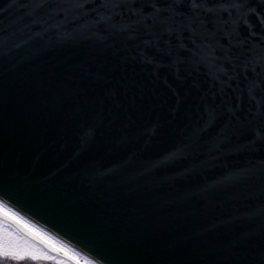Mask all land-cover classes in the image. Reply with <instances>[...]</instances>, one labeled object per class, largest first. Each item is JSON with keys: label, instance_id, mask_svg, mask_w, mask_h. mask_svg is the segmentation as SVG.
Returning <instances> with one entry per match:
<instances>
[{"label": "water", "instance_id": "obj_1", "mask_svg": "<svg viewBox=\"0 0 264 264\" xmlns=\"http://www.w3.org/2000/svg\"><path fill=\"white\" fill-rule=\"evenodd\" d=\"M195 3L0 0V201L94 264H264V0Z\"/></svg>", "mask_w": 264, "mask_h": 264}, {"label": "snow or ice", "instance_id": "obj_2", "mask_svg": "<svg viewBox=\"0 0 264 264\" xmlns=\"http://www.w3.org/2000/svg\"><path fill=\"white\" fill-rule=\"evenodd\" d=\"M193 6L198 7L195 0H193ZM262 91H264V89H262ZM252 99L255 100V96H253ZM256 104L258 109L259 107H264V99L256 100ZM258 115L264 117V112L258 111ZM262 129H264V124H262L260 129L256 130L255 135L258 140L264 141V130ZM21 232L30 235L34 240H39L41 244L48 246L53 251L63 254L68 260L73 261L74 264H80L78 254H73L65 247L53 243L47 236L29 226L22 218L8 209L3 201H0V258H11L13 260H23L25 258H30L32 260L53 258L49 256L47 252L36 249L35 247H21L19 243V234ZM61 264H64V262L62 261ZM84 264H94V262L86 260Z\"/></svg>", "mask_w": 264, "mask_h": 264}, {"label": "rangeland", "instance_id": "obj_3", "mask_svg": "<svg viewBox=\"0 0 264 264\" xmlns=\"http://www.w3.org/2000/svg\"><path fill=\"white\" fill-rule=\"evenodd\" d=\"M20 235V239H19V243H20V245H21V247H24V246H30V247H35L36 249H39V250H43V251H45L44 249H42L40 246H38V245H36V244H34V243H32L30 240H28L27 238H25L24 236H22L21 234H19ZM49 239V238H48ZM49 240H51V239H49ZM53 243H55V244H57L58 246H61L60 244H58V243H56V242H54L53 240H51ZM45 252H47V251H45ZM47 254L49 255V256H51V257H53L52 259H39V260H32V259H30V258H25V259H23V261H25L24 262V264L25 263H27V264H30V263H39V264H47V262L48 261H50V262H56V261H59L60 259L59 258H55L54 256H52L51 254H49L48 252H47ZM53 260V261H52ZM61 262L63 261V260H60ZM64 262V261H63ZM14 263H17V260H13V259H11V258H7V259H5V258H0V264H14ZM19 263H20V261H19ZM64 264H68L67 262H64Z\"/></svg>", "mask_w": 264, "mask_h": 264}, {"label": "trees", "instance_id": "obj_4", "mask_svg": "<svg viewBox=\"0 0 264 264\" xmlns=\"http://www.w3.org/2000/svg\"><path fill=\"white\" fill-rule=\"evenodd\" d=\"M19 261H20V263H19ZM53 261V260H52ZM24 262L25 261H23V260H17V263H14V264H24ZM25 264H27V263H25ZM30 264H39V263H30ZM44 264V263H43ZM47 264H61V261L59 260V261H56V262H50V261H48L47 262Z\"/></svg>", "mask_w": 264, "mask_h": 264}]
</instances>
